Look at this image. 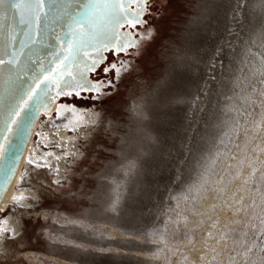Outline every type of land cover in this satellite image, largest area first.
<instances>
[{
    "label": "rangeland",
    "instance_id": "1",
    "mask_svg": "<svg viewBox=\"0 0 264 264\" xmlns=\"http://www.w3.org/2000/svg\"><path fill=\"white\" fill-rule=\"evenodd\" d=\"M149 8L137 28L150 35L91 74L112 79L101 69L126 60L114 88L60 98L101 113L100 128L66 130L72 146L35 135L63 166L25 163L47 187L25 193L9 226L0 212L15 230L0 231V264H264V4Z\"/></svg>",
    "mask_w": 264,
    "mask_h": 264
},
{
    "label": "snow or ice",
    "instance_id": "2",
    "mask_svg": "<svg viewBox=\"0 0 264 264\" xmlns=\"http://www.w3.org/2000/svg\"><path fill=\"white\" fill-rule=\"evenodd\" d=\"M261 3L264 4V0H261ZM48 4L49 0H0V19H4L9 13L15 11L20 15L21 23L28 25L30 22H35L38 28L41 18L59 14L55 8V0H53L52 8H49ZM25 9L29 10L27 14ZM146 14L151 15L149 0H83L82 6L74 12L64 11L63 15L67 22V41L61 36L56 37L58 45L64 49L63 53L57 54L56 60H60L61 55H63V61H69L70 56H81L82 59L86 57L85 68L87 71L80 73L79 79H76L73 73L68 70L69 64L63 61L56 64L54 68L45 69L43 66L36 68L35 75L32 77L33 83L26 89L25 94L20 97L22 104H17L12 112L13 119L9 121L10 125L14 126L17 124L15 117L20 115L23 108L28 107L29 101L35 102L40 95L37 89H42V86V90L49 87L56 88L58 90L57 95L64 96H81L84 92H92L97 99L105 94V89L114 88V81L122 73L129 72L131 65L126 60H114L101 69L105 74L113 73L112 79H108L105 76V78L97 79L95 82L90 81L87 72H95L107 59L104 56H100L99 59L96 58L94 51L96 44L93 41L99 42L105 49L112 51L114 56H119L121 52H127L129 48L137 45L138 40L143 41L150 35L151 29L148 32L141 33L137 28L138 25L148 24L147 20L142 19ZM125 25H127V31L118 38V42L116 39L109 40L108 29L111 28L118 32ZM38 35V31L29 33V41L35 43L34 38ZM127 36H130L131 39H127V42H125ZM102 37L103 39H101ZM109 43L111 47H109ZM89 48L92 49L91 54L85 51V49ZM130 54L135 55L136 53ZM38 59V57L33 59L30 44H21L17 47L13 40L10 44L8 59L0 57V68L7 66L9 83H13L27 77L33 67H36ZM29 65H32V67ZM59 69H63V71H59ZM49 72H55L57 75L66 73L74 83L65 81L63 86L53 84V76L46 74ZM225 98L228 99L227 97ZM77 111L78 109L75 106L64 104L61 110H58L56 119L67 121L68 116ZM234 122V120H230L226 123ZM68 130L75 132L76 128H69ZM8 131L11 132L12 128L10 127ZM0 140L4 141V143H0V158H3L8 138L0 137ZM68 155L74 156L75 153ZM28 164L29 166L35 164L36 167H50V165L37 164L32 156L29 157ZM23 179L24 177L22 176V182ZM55 182L60 183V181ZM22 198H25L23 193L14 197L13 205L9 211H14ZM3 211V209H0V212ZM261 223L264 224V220ZM0 231L8 232L9 235H14L15 232L14 229L10 228L0 229Z\"/></svg>",
    "mask_w": 264,
    "mask_h": 264
},
{
    "label": "water",
    "instance_id": "3",
    "mask_svg": "<svg viewBox=\"0 0 264 264\" xmlns=\"http://www.w3.org/2000/svg\"><path fill=\"white\" fill-rule=\"evenodd\" d=\"M82 3L83 0H55V8L59 14L41 18L38 28L35 22H30L28 25L21 23L20 15L15 11L9 13L4 19H0V57L6 60L8 59L10 44L14 40L17 47L21 44H30L33 59L39 58L36 67H33V70L29 72L27 77L23 80L14 81L13 83H9L7 66L0 68V137L8 138L6 151L4 152L3 158H0V209L21 168L31 141L34 136L38 134H36L35 131L38 127L39 120L54 108L57 97H62L64 95H57L58 90L52 87L42 90V86V89H37L40 95L36 98L35 102L29 101L28 107L23 108L20 115L15 117L17 124L14 126L9 123V121L13 119L12 112L17 104H22L20 97L25 94L26 89L33 83L32 77L35 75L36 68L39 66H43L45 69L54 68L56 64L63 61V55L60 56V60H56L57 54L63 53L64 51L63 47L58 45L56 37L61 36L67 41V22L63 13L64 11H68L69 13L74 12L82 6ZM48 7H53V0H49ZM28 11V9H25L26 14ZM37 31L39 35L34 38L35 43H31L29 41V33ZM108 31L109 40L116 39L118 42V38L126 33L127 28H122L118 32L110 28ZM101 39H103V37ZM127 39H131V37L127 36L125 42H127ZM93 43L96 44L94 49L96 58L99 59L100 56L107 58V52H109V50L105 49L102 44L97 41H93ZM109 47H111L110 43ZM85 51L91 54L92 49H85ZM63 62L69 64L68 70L73 73L76 79H79L80 73L87 71L85 68L86 57L82 59L81 56H70L69 61ZM29 66L32 67V65ZM59 71H63V69H59ZM92 73L93 72H87V75L90 81L95 82L91 78ZM46 74L53 76V84L63 86L65 81L74 83V81L69 79L66 73L64 75H57L55 72ZM64 104L68 103L60 102L59 110H61ZM75 107L78 111L90 110H85L78 106ZM57 112L58 111H56V114ZM56 114L53 116L54 118H56ZM58 120L65 121L57 119V121ZM10 127L12 128L11 132L8 131ZM0 143H4V141L0 140ZM39 151L41 152L42 149L39 148Z\"/></svg>",
    "mask_w": 264,
    "mask_h": 264
},
{
    "label": "bare ground",
    "instance_id": "4",
    "mask_svg": "<svg viewBox=\"0 0 264 264\" xmlns=\"http://www.w3.org/2000/svg\"><path fill=\"white\" fill-rule=\"evenodd\" d=\"M61 97H57V102H56V104H55V106H54V108L50 111V112H48L47 114L48 115H50V118H49V121H48V123H44L42 126H41V119L39 120V122H38V127H37V129H36V134L37 133H42V129H44V128H46L47 129V131L50 133V131L49 130H51L52 128H53V126H54V124L53 125H51V126H47V125H50V122L52 121V118H51V116L54 114V112H56V111H58L59 110V107H60V104H59V99H60ZM76 113H79V114H81V116H82V118L80 119V121L79 122H77L78 124H76V125H74L73 127L71 126H66L68 129L69 128H76V131H80V132H82V133H84V134H92V132L93 131H91V127H92V129H95V130H97L98 128H100V126L103 124V115L101 114V113H99V112H96V111H91V110H88L87 112L86 111H84V110H79V111H77ZM83 114V115H82ZM55 121V122H54ZM59 121V120H58ZM57 121V119L56 120H53V123H57L58 122ZM60 123H61V121H60ZM86 124V126H87V128H85L83 125H85ZM39 127H41V129L40 130H38L39 129ZM102 128H104V127H102ZM62 135H64V134H62ZM65 136H66V132H65ZM66 138V137H65ZM44 139V140H43ZM42 140L44 141V142H46V143H48V144H50V143H53L54 142V140L55 139H51L50 141L49 140H47L48 138H43ZM73 139V138H72ZM72 139H71V141H72ZM74 140V139H73ZM93 140V139H92ZM63 141V139L61 140V142ZM75 142H71V143H68V144H65V145H68V146H72L73 144H74ZM64 143L62 142V145H63ZM39 148H40V143L39 144H36L35 143V136H34V138H33V140L31 141V143H30V145H29V147H28V150H27V153H26V155H25V157H24V160H23V163H22V165H21V168L19 169V172H18V174H17V176H16V178H15V180H14V183H13V185H12V187L10 188V190H9V192H8V194H7V196L5 197V199H4V201H3V203H2V205H1V208L2 209H5L6 207H8V205H9V209L11 208V206L13 205V198L14 197H16V196H18L20 193H23V197H24V195H25V193L26 192H28V191H33V189L35 188V186H40L42 189H44L45 190V187H47V186H43L42 185V183L40 184V183H36L35 181H34V179H33V176L29 173V175L28 176H26L24 179H23V182H22V180H21V177L23 176L24 177V175H23V169H25L24 168V165H25V163L28 161V159H29V157L30 156H32L33 157V159L37 162V163H40V164H43V165H57V164H59L60 166H63V163L62 162H60V163H58V158H59V155H58V153H55L54 151H45V150H43L42 151V153L39 151ZM73 165V164H72ZM71 165V166H72ZM57 167V166H56ZM48 168V170H49V168L50 167H47ZM48 170H44V175H46L47 176V173H48ZM59 174V173H58ZM75 178V177H74ZM19 182H22V184H20V185H18V183ZM21 188V190H18L19 188ZM23 187H27V188H29L28 190H27V188L26 189H24V190H22V188ZM52 188V187H51ZM41 190V189H40ZM61 193V192H60ZM28 195V194H27ZM39 200V199H38ZM22 202V201H21ZM19 205V204H18ZM16 206V208H15V210L14 211H10V216L7 218L6 216H5V218H7V219H5V221H4V225H6V226H9L10 225V223H11V221L13 220V218L15 217V216H17V214H18V212L22 209V207H20V206ZM21 212V211H20ZM26 212H28V210H26ZM26 212H24V213H26ZM27 214V213H26ZM8 215V214H7ZM23 217V216H22ZM24 220V219H23ZM5 235V234H4ZM29 238V237H28ZM10 242H11V240H9ZM16 252V251H15ZM17 254V253H16ZM10 258H12V257H10Z\"/></svg>",
    "mask_w": 264,
    "mask_h": 264
},
{
    "label": "flooded vegetation",
    "instance_id": "5",
    "mask_svg": "<svg viewBox=\"0 0 264 264\" xmlns=\"http://www.w3.org/2000/svg\"><path fill=\"white\" fill-rule=\"evenodd\" d=\"M127 28V26H125L124 27V29H126ZM110 53H113L112 51H109V52H107V55H109ZM84 94V93H83ZM59 104H60V99H59ZM87 109V108H86ZM85 109V110H86ZM91 110V109H90ZM87 112V111H86ZM55 113V112H54ZM54 115V114H53ZM83 115V114H82ZM51 118H52V116H51ZM82 118V116H81V114H79V113H73L72 115H70V116H68V118H67V121H61V123H60V121H58L57 123H53V120H55V119H53L52 118V121L50 122V125L49 126H51V125H53L54 124V126H53V128L51 129V130H49L50 131V133L47 131L46 133L47 134H45V135H43V134H39V135H43V137L42 138H48L47 140H51V139H56L57 138V135H58V132L60 133V135H61V140L63 139V143L64 144H68V143H71L72 141H74V140H72L71 141V139L70 140H67L66 138H67V133H66V136H65V132H67L66 130H68V128L66 127V126H74V125H76V124H78L77 122H79L80 121V119ZM70 120H72V121H70ZM49 121V119L47 120V122ZM55 122V121H54ZM48 126V127H49ZM62 134H64V135H62ZM66 137V138H65ZM41 138V139H42ZM44 140V139H43ZM67 140V141H66ZM71 141V142H70ZM55 142V141H54Z\"/></svg>",
    "mask_w": 264,
    "mask_h": 264
}]
</instances>
